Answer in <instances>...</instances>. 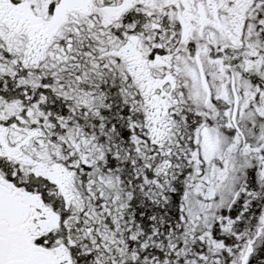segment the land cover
Wrapping results in <instances>:
<instances>
[{
    "label": "snow or ice",
    "instance_id": "6c2138e0",
    "mask_svg": "<svg viewBox=\"0 0 264 264\" xmlns=\"http://www.w3.org/2000/svg\"><path fill=\"white\" fill-rule=\"evenodd\" d=\"M0 264H264V0H0Z\"/></svg>",
    "mask_w": 264,
    "mask_h": 264
}]
</instances>
